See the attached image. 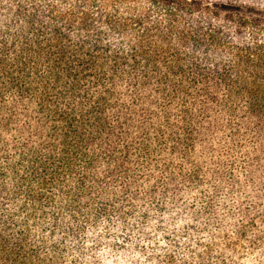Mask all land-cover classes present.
Here are the masks:
<instances>
[{"label": "trees", "instance_id": "trees-1", "mask_svg": "<svg viewBox=\"0 0 264 264\" xmlns=\"http://www.w3.org/2000/svg\"><path fill=\"white\" fill-rule=\"evenodd\" d=\"M0 264H264V0H0Z\"/></svg>", "mask_w": 264, "mask_h": 264}]
</instances>
